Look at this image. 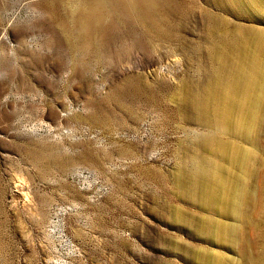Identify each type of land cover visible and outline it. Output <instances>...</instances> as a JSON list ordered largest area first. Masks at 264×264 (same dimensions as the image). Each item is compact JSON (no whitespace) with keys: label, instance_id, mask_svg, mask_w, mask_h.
I'll return each instance as SVG.
<instances>
[{"label":"rangeland","instance_id":"1","mask_svg":"<svg viewBox=\"0 0 264 264\" xmlns=\"http://www.w3.org/2000/svg\"><path fill=\"white\" fill-rule=\"evenodd\" d=\"M104 1L0 0V264H264V0Z\"/></svg>","mask_w":264,"mask_h":264},{"label":"bare ground","instance_id":"2","mask_svg":"<svg viewBox=\"0 0 264 264\" xmlns=\"http://www.w3.org/2000/svg\"><path fill=\"white\" fill-rule=\"evenodd\" d=\"M82 1L87 2V5H86L85 9L84 8L80 9L78 11V13H77L78 14L77 22H79L78 26L82 25V27H80V29L78 31H80L81 34L85 35L86 37L89 36V35H92V34H97V33H99L101 35H105L108 32L107 23L110 22L108 19H106V17H109V15L106 12L102 11L103 7L105 6V1L104 0H82ZM111 2L114 5H117V6H121L122 5V8L123 7L124 8H129V10L134 12V13L131 14V13L126 11V13L128 15H130L131 17L135 16V20L133 21L134 23H138V22H142L143 21V22H146V23H148V24H150L152 26L158 25V19H157L158 17H157V15H160V12L157 11V12L154 13L152 10L154 8L160 9L159 0H111ZM144 33H145V36H146L145 37L146 40L149 38V41H150V43H152L151 45L153 46L154 45V41H155V35L153 33H151L150 30H148V31H146ZM247 79L249 80V78H247ZM247 79H246V81H248ZM242 90L239 91L237 89L236 90V94H239V93L243 92ZM244 92H246V91H244ZM246 93H248V97H251L253 95V90H249ZM227 112H228V110H227ZM224 126H229V124L226 123ZM247 129H249V128H247ZM225 130H227L229 132L230 131L233 132V126H231V123H230V127L226 128ZM229 132H226V133H229ZM218 155H219V153H218ZM232 156H234L233 153L227 147L221 148L220 158L223 161V164H225V163L228 164L231 160H235L236 159V158L232 159ZM235 163H236V161H235ZM242 168H243L244 171L248 170L247 166L244 165V164H243ZM201 171L203 173H205L204 172L205 170L204 171L201 170ZM222 171H223V174H224L223 167H221V172ZM203 176L205 178L207 177L206 175H203ZM232 202L233 201L229 197V200H227V202L224 203L225 207L226 208L230 207Z\"/></svg>","mask_w":264,"mask_h":264}]
</instances>
